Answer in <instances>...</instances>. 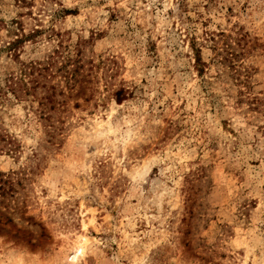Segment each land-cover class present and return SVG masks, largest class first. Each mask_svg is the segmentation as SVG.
Wrapping results in <instances>:
<instances>
[{"label":"rangeland","instance_id":"374dc122","mask_svg":"<svg viewBox=\"0 0 264 264\" xmlns=\"http://www.w3.org/2000/svg\"><path fill=\"white\" fill-rule=\"evenodd\" d=\"M30 62L64 96L0 100V264H264V0H0Z\"/></svg>","mask_w":264,"mask_h":264},{"label":"trees","instance_id":"16d2710c","mask_svg":"<svg viewBox=\"0 0 264 264\" xmlns=\"http://www.w3.org/2000/svg\"><path fill=\"white\" fill-rule=\"evenodd\" d=\"M26 37L22 34L6 48L10 51L11 48L18 47L23 44ZM194 53V60L199 67L202 65L200 59V51L192 48ZM54 65L52 62H49L45 65L35 62L30 63H19L15 70L11 72L0 73V100L2 103L6 101H26L29 103H35L38 109L40 117L46 116L47 112H50L54 109V104L61 105L62 103L56 99L57 96H64L62 89L58 90V87L50 85L46 81L45 77H51L48 73L50 68ZM64 72L63 77L65 78V88L68 91H72L77 84H79L78 77L79 68L75 67L73 70L62 69ZM199 72L201 70H198ZM43 90L44 93L40 97L37 96L38 90ZM115 101L117 103L122 102L126 99V95L120 96L118 93L115 94ZM46 116L45 119H47ZM0 192L5 193L4 188L0 186Z\"/></svg>","mask_w":264,"mask_h":264}]
</instances>
